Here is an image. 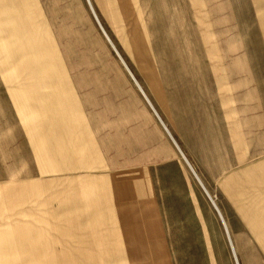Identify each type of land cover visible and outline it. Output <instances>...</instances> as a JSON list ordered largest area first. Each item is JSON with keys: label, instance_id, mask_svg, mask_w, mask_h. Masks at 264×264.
Segmentation results:
<instances>
[{"label": "rangeland", "instance_id": "obj_1", "mask_svg": "<svg viewBox=\"0 0 264 264\" xmlns=\"http://www.w3.org/2000/svg\"><path fill=\"white\" fill-rule=\"evenodd\" d=\"M91 2L96 15L87 0H0V264H235L203 189L211 254L205 230L167 228L162 244L123 227L172 197L173 161L188 170L133 77L172 134L236 109L254 92L246 66L264 71V0ZM225 218L240 263L261 264Z\"/></svg>", "mask_w": 264, "mask_h": 264}, {"label": "crops", "instance_id": "obj_2", "mask_svg": "<svg viewBox=\"0 0 264 264\" xmlns=\"http://www.w3.org/2000/svg\"><path fill=\"white\" fill-rule=\"evenodd\" d=\"M250 63L246 69L250 78L253 75L254 80L250 82L247 75L244 88H253V95L251 97L248 94V97L243 95L236 109L225 110L222 107L212 109L211 112L216 119H211L209 124L192 119V115H189L188 121L183 122L184 125L188 124L186 132L177 119H174L172 134L158 109L155 108L161 121L157 119L179 150L183 160L185 161V157L187 161L189 160L196 175L209 192L220 194V208L229 219V223H232L231 228L239 236L241 245L249 246L253 257L262 264L264 261V71H259L255 61ZM133 80L138 85L139 81L135 78ZM145 94L148 96L146 92ZM187 165L189 171L179 161H173L171 167L167 168L171 171L174 194L172 197L167 196L168 200H165L163 195L164 199L159 201L155 211L146 210L147 217L152 220L148 219L147 222L139 225L137 221L131 222L132 224H125L123 227L134 228L137 225L141 228L155 229L157 242L162 244L165 239L164 230L167 228L205 230L206 239L207 234L209 236L205 244L209 243V254H211L214 238L212 230H220V224L214 220L212 205L196 176L191 172L190 165ZM160 204H163V207ZM131 238L125 236L120 243L126 246L129 244L141 246L145 243L139 236L133 240ZM190 238L194 237H181L180 244L189 243L186 240ZM196 243L195 240L193 244ZM125 248L123 253L127 255L129 251ZM109 252H113V244ZM137 254L136 252L130 255L134 257Z\"/></svg>", "mask_w": 264, "mask_h": 264}, {"label": "bare ground", "instance_id": "obj_3", "mask_svg": "<svg viewBox=\"0 0 264 264\" xmlns=\"http://www.w3.org/2000/svg\"><path fill=\"white\" fill-rule=\"evenodd\" d=\"M88 1V4L89 6L91 7V9L93 10L94 14L96 15V12H95V9H94V6L91 2V0H87ZM101 26V25H100ZM102 28V27H101ZM104 34L106 35L108 41L111 43L114 51H116V53L118 54V56L121 58L122 60V57H121V54L119 52V50L117 49V47L114 45V43L112 42V40L110 39L109 35L107 34L106 30H104V28H102ZM87 46V45H86ZM124 63V62H123ZM125 64V63H124ZM134 78V77H133ZM136 79V78H135ZM137 80V79H136ZM138 82V81H137ZM138 88L140 89L141 93L143 94V97L144 99L146 100V102L148 103V105L150 106V108L152 109L153 113L157 116V118L161 121V118L158 114V111L156 110L155 106L153 105L152 101L148 98V96H146L142 86L139 84L138 82ZM128 113V112H127ZM183 153V152H182ZM184 155V153H183ZM185 157V156H183ZM185 161L187 162V164L190 165V162L187 161L186 157L184 158ZM190 169L192 170L191 172L194 173V175L196 176L197 180H198V183L200 184V186L202 187V189L204 190L205 194L208 196L209 200L211 201V204L213 205V208L215 209V211L217 212L219 218L221 219L222 221V224H223V228H224V231H225V234L227 236V240L229 242V245H230V248H231V252H232V255L234 257V260H235V264H241L240 263V259H239V256H238V253H237V249H236V246H235V243H234V240H233V237H232V233H231V230H230V227H229V224L220 208V206L217 204V201L214 199V197L212 196V194L205 188L204 184H203V181L201 179H199L198 175H196L195 171H194V168H192V166L190 165Z\"/></svg>", "mask_w": 264, "mask_h": 264}]
</instances>
